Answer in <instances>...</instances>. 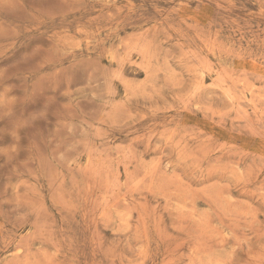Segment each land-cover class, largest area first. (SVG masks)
Wrapping results in <instances>:
<instances>
[{
    "label": "rangeland",
    "instance_id": "374dc122",
    "mask_svg": "<svg viewBox=\"0 0 264 264\" xmlns=\"http://www.w3.org/2000/svg\"><path fill=\"white\" fill-rule=\"evenodd\" d=\"M0 264H264V0H0Z\"/></svg>",
    "mask_w": 264,
    "mask_h": 264
}]
</instances>
